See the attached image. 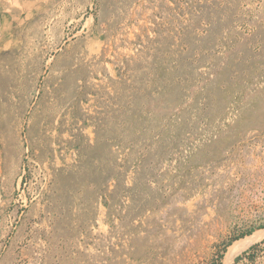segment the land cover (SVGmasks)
<instances>
[{
	"label": "rangeland",
	"instance_id": "374dc122",
	"mask_svg": "<svg viewBox=\"0 0 264 264\" xmlns=\"http://www.w3.org/2000/svg\"><path fill=\"white\" fill-rule=\"evenodd\" d=\"M0 264H264V0H0Z\"/></svg>",
	"mask_w": 264,
	"mask_h": 264
}]
</instances>
